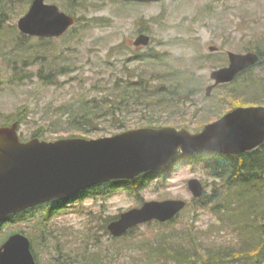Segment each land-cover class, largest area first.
<instances>
[{
	"label": "rangeland",
	"instance_id": "obj_1",
	"mask_svg": "<svg viewBox=\"0 0 264 264\" xmlns=\"http://www.w3.org/2000/svg\"><path fill=\"white\" fill-rule=\"evenodd\" d=\"M29 1H0L17 10L0 16V126L24 118L18 127L23 141L36 137L40 129H44L43 139L47 141L70 137L96 139L126 131L102 125L80 133L68 130L65 125H54L58 119L48 120L47 115L90 87L95 77L104 80L113 76L111 69L100 64L107 56H113L117 48L128 47L138 53L149 49L165 53L177 64L192 67L202 79L204 93L193 96L202 111L195 113V107H190L189 103L184 116H160L163 124L168 122L164 126L196 133L237 107L264 106V103L245 104L225 98L222 113L215 115L217 102L213 99L232 88L239 90L242 78L227 86L220 85L210 97L206 96V88L214 83L211 73L229 65V52L245 54L249 52L244 49L248 43L252 46L256 40L264 41V0H162L159 3L128 2L127 5L123 1L79 0L83 3H76L74 10L70 9L68 0H45L77 18V23L64 35L46 38L43 46L49 49L48 62L41 49V39L45 38L26 36L18 28L19 19L31 5L26 11H22V7ZM142 33L151 37V43L146 47L135 46L134 41ZM211 46L217 47V51L212 52ZM37 48L40 52L33 53ZM27 49H33L34 55L29 57ZM128 54L131 56L130 51L126 52ZM64 55L70 66L65 74L59 75L60 67L52 68L50 62ZM196 58L208 62L201 60L193 65ZM40 72L52 76L53 82L41 79ZM255 73H259L258 68L249 75ZM210 105L214 113L210 112ZM141 119L137 115L130 117L128 130L141 128ZM151 173L148 180L141 179L137 183L135 192L131 191L132 185H107L84 197L55 200L18 214L0 227V246L11 235L21 232L33 241L37 264H58L54 259L59 256L58 250L87 264H203L205 255L215 251L226 253L238 244L239 235L224 229L209 208H195V198L188 187L190 179L198 178L205 192L211 193L216 182L219 183L217 179L191 160L177 161L166 171ZM170 199L187 201V207L174 222L142 224L117 238L108 230L109 223L122 213L148 201ZM171 245L194 258L189 262L175 261L170 257ZM226 258L231 260L232 256Z\"/></svg>",
	"mask_w": 264,
	"mask_h": 264
},
{
	"label": "water",
	"instance_id": "obj_2",
	"mask_svg": "<svg viewBox=\"0 0 264 264\" xmlns=\"http://www.w3.org/2000/svg\"><path fill=\"white\" fill-rule=\"evenodd\" d=\"M159 3L162 0H112ZM77 23L45 0H33L19 19L18 28L26 36L57 38ZM151 37L140 34L135 46H148ZM212 52L217 47L211 46ZM229 65L211 73L213 84L206 96L221 84L233 82L240 73L255 66L260 56L229 52ZM19 123L0 126V227L9 216L19 214L56 199H73L97 185L134 180L145 173L167 170L181 155L221 153L240 155L264 143V106L237 107L219 120L192 133L172 126L142 127L121 133L87 139L60 138L53 141L34 137L22 141ZM195 199L205 193L198 178L188 181ZM187 207V201L170 199L148 201L122 213L108 230L121 237L131 229L152 221L173 220ZM0 264H37L30 238L21 232L11 235L0 246Z\"/></svg>",
	"mask_w": 264,
	"mask_h": 264
},
{
	"label": "trees",
	"instance_id": "obj_3",
	"mask_svg": "<svg viewBox=\"0 0 264 264\" xmlns=\"http://www.w3.org/2000/svg\"><path fill=\"white\" fill-rule=\"evenodd\" d=\"M31 1L33 2V0H30L26 6L22 7V11L28 10V7L32 4ZM68 2L71 10L76 9V3H83V1L79 3V0H68ZM1 3L0 16L7 15L9 10L17 12L16 7L7 4L2 5ZM124 4L127 5V3ZM80 20L78 18L79 22ZM1 29L0 26V31ZM41 42L43 43L41 46H45L47 40L41 39ZM263 42V40H256V43L252 42V46H250L251 43L245 46V50L249 52L253 50L258 53L260 60L255 66L239 74L237 78L243 79V84L239 90L232 88L226 94L217 98L218 100L213 99V102H217L214 106L216 116L222 113L225 98H232L245 104L264 103V74H261L262 70L264 71ZM44 46L41 49H43L44 59L47 61L46 55L49 49ZM32 50L27 49L29 57L33 56V53L40 52V48H37L34 52ZM128 51H130L131 56L126 55ZM112 55L107 56L104 59L105 62H102L100 66L111 69L113 76H109L104 80L95 77L90 87L85 88L82 93H78L73 99L58 106V110L52 111L51 115L49 111V114H47L48 120H53L56 117L58 122H55L54 125H65L68 130L82 133L90 129H99L102 125L128 130L129 119L133 115L142 118V126L140 127L160 128L168 124V122L163 124L159 120L160 116L163 114L169 115L171 118L184 116L189 103H191L190 107H195V113L202 111L201 108H197L198 105H196L197 102L193 96L204 93V83L192 67L177 64L165 53L153 49L138 53L136 51L131 52V48L128 47L117 48ZM67 60L64 55L60 60L54 59L50 62V65L52 68L55 66L60 67L58 71H61L59 75H62L66 73V69L70 66V62ZM201 60L202 58H196L193 65L200 63ZM202 62L207 63L208 60L204 59ZM255 68L259 69V73L249 75ZM39 76L50 84L53 82L51 80L52 76L43 75L41 72ZM237 78L235 80H238ZM85 83L89 82L85 81ZM231 83L223 85L227 86ZM208 108H210V112L214 113L213 105ZM202 109L205 110L206 107ZM23 121L24 118L19 117L15 122L20 123ZM44 133V129H40L35 136L43 139L46 135ZM181 160H191L192 163L201 166L219 182L215 181L217 185L211 193L205 192L201 198L194 200L196 203L195 208H209L224 229H231L239 235V242L236 246L226 250L228 251L226 253L215 251L205 255L204 260H202L203 264H263L264 143L257 149L240 155L197 153L180 156L176 162ZM151 174L139 176L134 181H118L113 186L132 185L131 191L135 192L137 191V183L141 179L148 180ZM143 183L140 185H143ZM99 187H103V185L83 192V197ZM32 210L34 209H30V211ZM27 212L29 210L22 214ZM16 215H11L7 221L15 218ZM174 220L166 223H156L166 225L174 222ZM133 230L135 229L130 232ZM161 235L162 233L157 235L158 240L161 239ZM31 242L37 260L33 241L31 240ZM57 252L59 256L54 259L57 260L58 264H87V262H81L72 255L59 250ZM169 253L171 254L170 257L177 262H189L194 258L173 245L170 246ZM222 254H226V257L232 256V259L227 260L226 257H223L225 255ZM83 257L84 259L90 258L89 256ZM91 260L95 261L93 257H91Z\"/></svg>",
	"mask_w": 264,
	"mask_h": 264
},
{
	"label": "flooded vegetation",
	"instance_id": "obj_4",
	"mask_svg": "<svg viewBox=\"0 0 264 264\" xmlns=\"http://www.w3.org/2000/svg\"><path fill=\"white\" fill-rule=\"evenodd\" d=\"M116 182H110V183H107L106 185H103V186H107V185H114ZM83 196V193H82V195H80L79 197H82ZM76 199V198H75Z\"/></svg>",
	"mask_w": 264,
	"mask_h": 264
}]
</instances>
